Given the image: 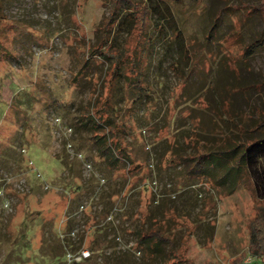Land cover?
Returning a JSON list of instances; mask_svg holds the SVG:
<instances>
[{
	"label": "rangeland",
	"instance_id": "374dc122",
	"mask_svg": "<svg viewBox=\"0 0 264 264\" xmlns=\"http://www.w3.org/2000/svg\"><path fill=\"white\" fill-rule=\"evenodd\" d=\"M110 1L0 0V264H159L138 243L157 227L180 258L236 264L264 199L245 172L220 186L207 150L264 135V45L243 56L262 27L257 0H154V97L134 108L129 172L98 157L79 115L97 88L73 82ZM171 32L175 50L200 48L182 67L188 102L159 63ZM103 69L93 61L85 76Z\"/></svg>",
	"mask_w": 264,
	"mask_h": 264
},
{
	"label": "trees",
	"instance_id": "16d2710c",
	"mask_svg": "<svg viewBox=\"0 0 264 264\" xmlns=\"http://www.w3.org/2000/svg\"><path fill=\"white\" fill-rule=\"evenodd\" d=\"M180 3L181 0H172ZM110 10L98 30L101 36L93 45L86 48V58L73 82L84 79L92 83L97 91L89 97L87 104L80 111V123L88 131V140L97 150L98 157L114 169L132 171L136 166L129 153L124 148L126 135L133 130L134 108L138 103L151 104L153 89L149 84V66L158 45L155 30L152 26L154 0H111ZM254 11L260 16L262 27L259 36L247 45L243 56L253 54L264 45V0H257ZM179 35V34H178ZM176 32L171 34L160 44L164 53L159 63L168 61V69L177 78L176 87L179 89L177 97L188 102V92L184 94L188 75L184 65L192 56H198L200 48L182 47L175 50L178 37ZM135 37L134 43L129 40ZM104 67L102 76L88 78L85 69L92 62ZM188 70V68H187ZM17 99L19 106L29 104L28 95ZM174 103V102H173ZM12 105V103H11ZM151 107H154V105ZM154 109V108H153ZM264 126V125H260ZM227 143L225 148L207 150L210 161L218 165V171L224 173L220 178V186H229L237 178L246 173L252 178L254 187L260 191V199H264V135L252 139L249 143ZM198 154L194 159H200ZM192 159V158H191ZM188 161V155L178 156V161ZM121 166V167H120ZM138 243L146 244L144 253L149 260L159 264H194L187 258H180L173 248L172 240L159 227L144 231L140 234ZM159 245L163 246L162 248ZM167 246V249L164 248ZM254 258L251 264H264V209L249 222L248 253ZM245 254L238 263L244 264ZM156 263V262H155ZM203 264H211L205 262Z\"/></svg>",
	"mask_w": 264,
	"mask_h": 264
},
{
	"label": "built area",
	"instance_id": "2783aa9c",
	"mask_svg": "<svg viewBox=\"0 0 264 264\" xmlns=\"http://www.w3.org/2000/svg\"><path fill=\"white\" fill-rule=\"evenodd\" d=\"M84 256V255H83Z\"/></svg>",
	"mask_w": 264,
	"mask_h": 264
}]
</instances>
